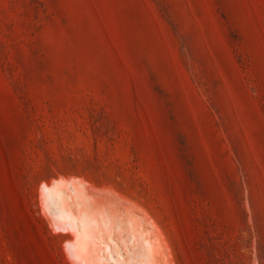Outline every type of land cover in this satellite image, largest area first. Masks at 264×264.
<instances>
[{
    "label": "rangeland",
    "instance_id": "374dc122",
    "mask_svg": "<svg viewBox=\"0 0 264 264\" xmlns=\"http://www.w3.org/2000/svg\"><path fill=\"white\" fill-rule=\"evenodd\" d=\"M62 183L175 264H264V0H0V264H74Z\"/></svg>",
    "mask_w": 264,
    "mask_h": 264
},
{
    "label": "bare ground",
    "instance_id": "6f19581e",
    "mask_svg": "<svg viewBox=\"0 0 264 264\" xmlns=\"http://www.w3.org/2000/svg\"><path fill=\"white\" fill-rule=\"evenodd\" d=\"M63 183L43 191L44 203L57 230L71 235L67 251L74 264H175L168 239L140 204H121L85 183L74 189Z\"/></svg>",
    "mask_w": 264,
    "mask_h": 264
}]
</instances>
